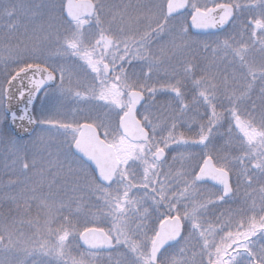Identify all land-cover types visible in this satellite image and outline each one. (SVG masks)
<instances>
[{
  "label": "snow or ice",
  "instance_id": "1",
  "mask_svg": "<svg viewBox=\"0 0 264 264\" xmlns=\"http://www.w3.org/2000/svg\"><path fill=\"white\" fill-rule=\"evenodd\" d=\"M0 122V264H264V0H0Z\"/></svg>",
  "mask_w": 264,
  "mask_h": 264
},
{
  "label": "trees",
  "instance_id": "2",
  "mask_svg": "<svg viewBox=\"0 0 264 264\" xmlns=\"http://www.w3.org/2000/svg\"><path fill=\"white\" fill-rule=\"evenodd\" d=\"M107 3H119L120 0H106ZM124 2H127V0H124ZM133 2H135V0H133ZM37 105H39V101L36 102ZM69 107H75V105H70ZM0 127H3V123L0 122ZM178 151H182V150H178ZM193 151H195V149H193ZM5 155H6V148L4 145L0 144V181H7V179L9 178L8 175H6V169L4 168L5 163H10L11 162V158L9 157L8 161L5 160ZM171 155L169 154V158L171 159ZM245 191V189L243 188V186H241V195H243V192ZM238 207L239 204H226L223 205V208H227V207ZM6 207L5 206L3 209H0V211L4 212L6 214ZM220 209H217V214H219ZM35 210H33V214H34ZM158 223V222H157ZM91 226V225H89ZM25 231L26 232H30L31 230L27 228V226H25Z\"/></svg>",
  "mask_w": 264,
  "mask_h": 264
},
{
  "label": "water",
  "instance_id": "3",
  "mask_svg": "<svg viewBox=\"0 0 264 264\" xmlns=\"http://www.w3.org/2000/svg\"><path fill=\"white\" fill-rule=\"evenodd\" d=\"M193 31H195V30H193ZM13 103H15V101H13Z\"/></svg>",
  "mask_w": 264,
  "mask_h": 264
}]
</instances>
